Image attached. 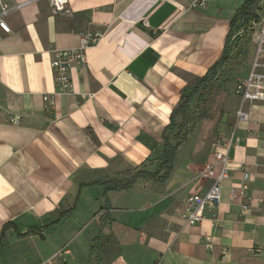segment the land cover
I'll list each match as a JSON object with an SVG mask.
<instances>
[{"label":"crops","instance_id":"obj_1","mask_svg":"<svg viewBox=\"0 0 264 264\" xmlns=\"http://www.w3.org/2000/svg\"><path fill=\"white\" fill-rule=\"evenodd\" d=\"M246 1L207 0L192 8L193 0H69V13H55L50 0L9 1L11 33L0 31V236L10 222L16 229L6 231L0 264H89L98 242L102 264L264 259L259 105L249 108L250 124H237V109L217 139L203 135L182 164L177 155L167 180L138 179L129 190H108L90 221L96 229L87 263L70 249V239L57 235L78 207L83 185L128 180L140 167L157 171L163 133L183 89L222 57L231 21ZM87 33L101 34V41L87 50L88 65L72 72L73 89L64 93L54 80L53 54L79 48ZM45 94L55 103L50 109ZM234 131L242 139L230 153L233 168L218 213L208 210L200 224L186 223L185 198L206 194L212 183L198 186L195 176L213 161L214 144ZM244 172L250 188L243 199ZM89 177L94 179L85 182ZM139 182L144 184L136 190ZM112 192L119 193V204L112 203Z\"/></svg>","mask_w":264,"mask_h":264},{"label":"built area","instance_id":"obj_2","mask_svg":"<svg viewBox=\"0 0 264 264\" xmlns=\"http://www.w3.org/2000/svg\"><path fill=\"white\" fill-rule=\"evenodd\" d=\"M10 0H0V31L10 34L11 28L7 22V17L11 12ZM55 13H69V0H50ZM263 1V0H262ZM207 4V0H193L192 8H202ZM260 10V9H258ZM246 23V24H245ZM247 25L251 34V42L255 48L254 58L251 63L249 73L246 78L239 79L235 85V95L239 98L240 104L236 112L237 124H250V109L254 106L264 107V15L255 13L244 18L243 23ZM101 34L87 33L81 37L79 48L70 50L55 51L51 61L56 85L64 93H69L73 89L72 72L74 70H84L88 65L87 50L96 46L101 41ZM1 67V63H0ZM46 109L54 106V101L50 94L43 96ZM20 117L11 119L13 124H19ZM241 137L234 131L231 135H223L215 144L212 154L213 161L208 162L195 176L194 182L198 186L206 181H212L206 194L196 193L188 196L184 200V211L181 217L188 224H200L206 218L208 210L217 211L222 202V192L224 183L230 179L233 162L230 153L234 147L241 142ZM250 175L243 173V183L240 187L241 196L247 198L250 188ZM232 201L236 199L235 190L232 191ZM249 206L244 203L242 210L247 211ZM209 247V245H208ZM252 254H258V250H251Z\"/></svg>","mask_w":264,"mask_h":264},{"label":"rangeland","instance_id":"obj_3","mask_svg":"<svg viewBox=\"0 0 264 264\" xmlns=\"http://www.w3.org/2000/svg\"><path fill=\"white\" fill-rule=\"evenodd\" d=\"M248 13L249 15L247 16L255 13L264 15V0H258ZM239 27L235 30V35L231 40L233 48L228 64L211 82L200 89V93L189 106L187 117L184 119L181 115L177 116V122L182 131L177 137H175L177 132L170 133V139L173 144L177 143L180 137H185V142L189 141L180 151L178 150V158L176 160L178 164H182L192 157L196 147L195 143L201 141L203 135L207 139L214 135L211 138L215 140L223 131V128H228L234 122L233 116L239 107V98L235 96V85L239 79L247 77L255 54V48L251 42V34L247 29L248 26L240 24ZM193 89L194 85L192 87L188 86L183 89L181 95L188 96ZM140 169H144V167H140ZM134 173L136 172H131L127 178H131ZM93 179L89 177L84 180L89 182ZM143 184L144 182H139L135 189L139 190ZM136 190L133 192H136ZM76 194L73 196L74 200ZM117 194L119 193H111L113 204H119L120 197ZM78 196V207L60 225L57 235L58 237L70 239V249L81 258V261L83 258L84 263H87L86 255H89L88 250L91 248L90 236L94 235L96 229V226L90 221L94 211L106 204V189H101L97 185L83 186ZM242 264H264V259H246Z\"/></svg>","mask_w":264,"mask_h":264},{"label":"trees","instance_id":"obj_4","mask_svg":"<svg viewBox=\"0 0 264 264\" xmlns=\"http://www.w3.org/2000/svg\"><path fill=\"white\" fill-rule=\"evenodd\" d=\"M258 0H247L245 4L240 8L237 12L235 17L231 21V29L227 36L226 45L224 48V52L222 57L208 70L205 76L198 78L194 84L193 91L188 96H181L179 104L175 107L171 114L170 124L165 128L163 133V140H164V150H163V157L161 163L158 165V169L156 172L151 173L146 171L145 169H141L140 171L136 172L130 179L128 180H117L112 181L111 183L102 184L96 182V185H105L106 192L109 191H126L131 189L138 179H158L160 181H165L171 175L174 169V163L177 157L178 149L181 147L182 143L185 141V137L178 138L177 143L173 144L169 134L177 132L176 136H179L182 128L177 122V116H182L184 119L187 117L189 112V106L194 101L195 97L200 93V89L211 82L217 74H219L225 66L228 64L232 54V45L231 40L235 35V30L240 28L239 25L243 23L244 18H247L249 15V10L252 8L253 5L256 4ZM165 171L163 175L162 172ZM94 185V184H92ZM110 185V186H108ZM86 186V185H83ZM68 212H64L63 216L66 215ZM16 229L15 223H8L3 227V232L0 236V248L3 246L4 238L6 236V231L9 229ZM16 233L17 230H16ZM18 235H21L18 233ZM102 245L100 242L95 243L91 248V258L89 264H102Z\"/></svg>","mask_w":264,"mask_h":264}]
</instances>
